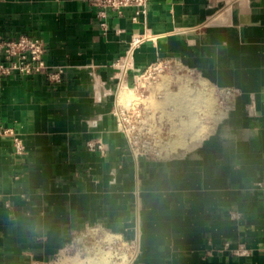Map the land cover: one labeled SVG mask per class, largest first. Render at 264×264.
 <instances>
[{"label":"crops","instance_id":"0c3cea01","mask_svg":"<svg viewBox=\"0 0 264 264\" xmlns=\"http://www.w3.org/2000/svg\"><path fill=\"white\" fill-rule=\"evenodd\" d=\"M133 16L109 11L105 30L91 0H0V35L44 40L48 66L63 70L59 84L0 76V129L26 147L0 133V264L50 259L88 225L139 236L134 264H264V0H151ZM135 34L156 38L136 49V70L173 58L240 91L211 121L198 114L180 154L139 164L112 114L114 63ZM99 140L104 153L88 148ZM241 242L250 256L225 248Z\"/></svg>","mask_w":264,"mask_h":264},{"label":"built area","instance_id":"2783aa9c","mask_svg":"<svg viewBox=\"0 0 264 264\" xmlns=\"http://www.w3.org/2000/svg\"><path fill=\"white\" fill-rule=\"evenodd\" d=\"M150 2L151 0H91L92 6L98 10V17L102 20V27L105 30H107L106 20L109 11L122 16L126 10L131 9L134 12L133 20L136 22L147 14ZM155 40L156 38L151 34H135L125 56L114 63L118 71V80L112 114L117 129L124 136L128 151L136 164L143 159L161 160L163 150L172 138L170 121L147 105L161 77L173 66L194 73L173 58L161 59L144 70H136L133 65L136 49L145 42ZM46 54L47 46L42 39L28 36L10 39L0 35V76H32L45 72L50 83L59 84L62 81L63 70H53L49 67L45 60ZM225 90L232 94L230 102L232 106H227V109H231L240 91L235 88ZM128 93H134L137 98L127 99L125 96ZM0 133L12 137L16 152L19 155L25 154L26 147L14 129H0ZM88 148L91 151L104 153L105 144L101 140L90 141ZM257 187L264 190V178L257 183ZM135 195L139 202V188ZM225 248L238 257L251 255V250L243 242L236 249L231 250L229 243H226ZM100 252L110 255L111 264H134L141 254V240L139 236L127 240L107 231L102 225H88L81 230H72L68 241L53 257L35 261L33 264H69L67 260L70 258L88 257Z\"/></svg>","mask_w":264,"mask_h":264},{"label":"rangeland","instance_id":"374dc122","mask_svg":"<svg viewBox=\"0 0 264 264\" xmlns=\"http://www.w3.org/2000/svg\"><path fill=\"white\" fill-rule=\"evenodd\" d=\"M179 82H184L186 86L189 84V88H185L184 90V96H186V98L180 103H169L168 100H173V98L172 94L171 96H167V90L174 92L178 91L180 89ZM195 85L197 86L195 88L197 91L192 88ZM198 87L199 89H197ZM225 89L226 88L215 89L210 87L199 77L197 72L192 73L174 66L163 74L157 84L155 92L151 94V99L147 103V105L159 111L165 119L170 121L172 127V138L167 147L163 150L161 160L177 156L180 154L177 151L178 148H187L190 143L198 139V134L191 137L187 134L189 130H197L200 123L205 120H202L198 114L202 115L204 113L203 116L206 117V119L208 118V121H211L210 119L214 117L216 112L222 111V113H225L227 106H232L230 103L232 101V94H229L228 90ZM198 90L200 92H198ZM187 94H194V98L189 101L190 98ZM159 95L163 97L159 98ZM126 98L135 99L137 96L134 93H130ZM201 129V133H203L206 130L208 132L210 128L202 124ZM86 257L87 256L74 257L69 259L68 262L70 264H75V261L76 263L79 262L82 264H111L110 255H105V253L100 252L96 255Z\"/></svg>","mask_w":264,"mask_h":264},{"label":"bare ground","instance_id":"6f19581e","mask_svg":"<svg viewBox=\"0 0 264 264\" xmlns=\"http://www.w3.org/2000/svg\"><path fill=\"white\" fill-rule=\"evenodd\" d=\"M183 78V77H182ZM180 83V82H179ZM183 86V87H182ZM188 86V87H187ZM187 86L186 85H184V82H181L180 83V89L178 90V91H176V92H174V91H168L167 90V92H168V94H167V96H171V94H172V97L175 99V100H179V99H181V100H184L185 98H186V96H184V94H185V92H184V90H185V88L186 89H188L189 88V84H187ZM194 90H195V88H196V85L195 86H193L192 87ZM197 89H199V88H197ZM195 91H197V90H195ZM188 92V91H187ZM198 92H200L199 90H198ZM164 93V92H163ZM165 93H166V91H165ZM128 94H130V93H128ZM127 94V95H128ZM126 95V96H127ZM165 95V94H164ZM188 95V94H187ZM125 96V97H126ZM188 97L190 98L189 100H192L193 98H194V94H191V95H188ZM181 100L179 101V102H181ZM71 259V258H70ZM78 259V258H77ZM69 260V259H68ZM67 260V261H68ZM83 262V261H82ZM69 263V262H68ZM78 264H82V263H79V262H77ZM76 263V261H75V264H77ZM70 264V263H69Z\"/></svg>","mask_w":264,"mask_h":264}]
</instances>
